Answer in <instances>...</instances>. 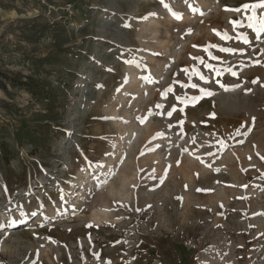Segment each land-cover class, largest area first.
I'll return each mask as SVG.
<instances>
[{"label": "rangeland", "instance_id": "1", "mask_svg": "<svg viewBox=\"0 0 264 264\" xmlns=\"http://www.w3.org/2000/svg\"><path fill=\"white\" fill-rule=\"evenodd\" d=\"M257 2L0 0V264H264Z\"/></svg>", "mask_w": 264, "mask_h": 264}, {"label": "bare ground", "instance_id": "2", "mask_svg": "<svg viewBox=\"0 0 264 264\" xmlns=\"http://www.w3.org/2000/svg\"><path fill=\"white\" fill-rule=\"evenodd\" d=\"M203 1V0H202ZM154 21V20H153ZM155 22V21H154ZM141 75L135 73V72H132V76H131V81H130V88H132L140 79ZM151 82V80L149 81H146L144 82L138 89H137V94H136V99H139V96H141L142 92L147 88L149 87V83ZM118 114V113H117ZM118 122H120L118 120ZM152 124V123H151ZM154 126V124H153ZM150 127V123L148 122L144 127H139L138 125H136L131 116H128L127 117V120L125 122L121 121L120 122V128H121V131L122 133H124L126 135V138H128L133 144H130L129 145V151H131V153H134L143 143V140L144 138L146 137V134H147V131H148V128ZM124 135V136H125ZM148 135V134H147ZM150 137V136H149ZM121 147V146H120ZM120 147H117V148H120ZM158 149H155L153 150V152L151 153L152 157L156 160V162H159V163H162L163 159L161 157V153L159 152V147H157ZM121 149V148H120ZM130 155V154H129ZM129 157V156H128ZM131 157V156H130ZM127 158V156H126ZM129 159V158H128ZM131 160V159H130ZM191 160V159H190ZM192 161V160H191ZM190 161V162H191ZM103 163V160H101V163H99V165H101ZM111 165H113L111 163ZM158 165V164H157ZM192 165V164H191ZM111 167V166H110ZM127 168V167H126ZM198 169V168H197ZM128 175V174H126ZM124 177V176H123ZM122 177V178H123ZM121 178V177H120ZM121 178V179H122ZM126 178H123L122 181L118 180L119 182H122L121 184L123 186H125L124 184H126V182L123 184V181L125 180ZM128 179H126L127 181ZM112 183V182H111ZM114 183V182H113ZM112 183V184H113ZM115 183H118L117 181ZM120 184V183H119ZM111 186V185H110ZM120 187V186H119ZM119 187L117 188L116 186H112L111 188L113 189H110L112 192H116V194L120 193L121 190L123 191V189L119 190ZM122 187V186H121ZM120 187V188H121ZM110 192V191H109ZM122 194V192L120 193V195ZM113 195V194H111ZM25 207V203H24V206ZM25 212V211H24ZM21 214H23L22 210L18 212V214L15 213V216L14 218H18ZM6 215V214H4ZM10 217V216H9ZM13 218V219H14ZM12 219V220H13Z\"/></svg>", "mask_w": 264, "mask_h": 264}, {"label": "snow or ice", "instance_id": "3", "mask_svg": "<svg viewBox=\"0 0 264 264\" xmlns=\"http://www.w3.org/2000/svg\"><path fill=\"white\" fill-rule=\"evenodd\" d=\"M243 8L245 10L252 8L253 10H255L256 8H264V0H258L257 3H253V4H244ZM234 11H240V9H234ZM250 19H254V20H259V27L257 29L258 32H264V18L261 17H251ZM250 27H252V25H249ZM225 39H231V37L227 36L225 34L224 36ZM245 43H249L250 41H248L247 39L244 40ZM222 51H226V52H230V51H234L233 49H228V48H224L221 49ZM235 74V73H233ZM204 77L201 76V79H203ZM192 87H196L195 84L191 85ZM169 115H171V113H169Z\"/></svg>", "mask_w": 264, "mask_h": 264}]
</instances>
